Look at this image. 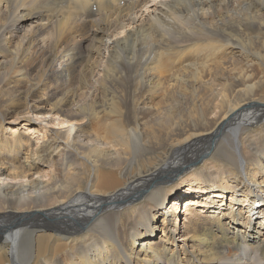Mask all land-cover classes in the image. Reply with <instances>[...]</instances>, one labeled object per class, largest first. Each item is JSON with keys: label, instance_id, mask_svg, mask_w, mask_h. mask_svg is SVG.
<instances>
[{"label": "bare ground", "instance_id": "bare-ground-1", "mask_svg": "<svg viewBox=\"0 0 264 264\" xmlns=\"http://www.w3.org/2000/svg\"><path fill=\"white\" fill-rule=\"evenodd\" d=\"M0 264H264V0H0Z\"/></svg>", "mask_w": 264, "mask_h": 264}, {"label": "rangeland", "instance_id": "rangeland-1", "mask_svg": "<svg viewBox=\"0 0 264 264\" xmlns=\"http://www.w3.org/2000/svg\"><path fill=\"white\" fill-rule=\"evenodd\" d=\"M42 126L45 127V128L48 129V130H55V129H56V131H59V130L66 131V130L68 129V127H67V128H65V127H53V126L48 125V124H46V123H43ZM197 163H198V162H197ZM197 163H196V164H197ZM261 201H262V200H261ZM183 209H184V207H183Z\"/></svg>", "mask_w": 264, "mask_h": 264}]
</instances>
